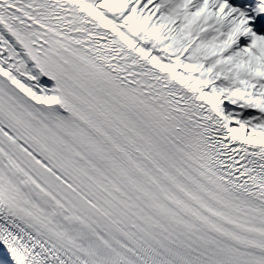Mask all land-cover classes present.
I'll return each instance as SVG.
<instances>
[{"label": "snow or ice", "instance_id": "snow-or-ice-1", "mask_svg": "<svg viewBox=\"0 0 264 264\" xmlns=\"http://www.w3.org/2000/svg\"><path fill=\"white\" fill-rule=\"evenodd\" d=\"M0 264H264V0H0Z\"/></svg>", "mask_w": 264, "mask_h": 264}]
</instances>
